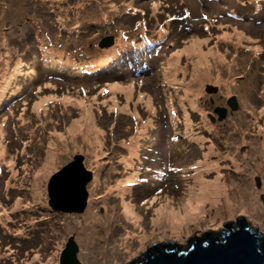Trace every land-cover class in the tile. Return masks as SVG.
<instances>
[{"label": "rangeland", "instance_id": "1", "mask_svg": "<svg viewBox=\"0 0 264 264\" xmlns=\"http://www.w3.org/2000/svg\"><path fill=\"white\" fill-rule=\"evenodd\" d=\"M130 1L0 0V74L3 67L11 71L20 57L27 62L23 63V73L28 72L30 66L34 71V60L27 61L26 58L30 60V52H38V59H44L43 52L34 46L40 42L47 45L50 42L49 46H56L57 51L61 49L63 54L77 50L64 56L65 64L83 65L89 60V55L78 48L102 45L114 37V45L105 51L124 41L131 43L137 38L147 37V30L159 38L154 28L159 26V20L162 21L161 16L156 20H146L147 17L144 21L147 27L136 30L135 22L141 19L144 11L140 15L123 16L125 8L132 6ZM92 2L97 7L91 10L92 5L89 4ZM153 5L165 14L181 15L187 9L193 16L206 12L210 19H200L210 28L208 39H199L204 37L199 35L207 32L200 30L201 24L193 23L190 33H195L194 36L178 38L173 48L166 43L161 53H166L165 63H159L160 57L156 58L161 65L158 73L171 86L166 97L159 89L153 92L155 84L149 80L142 86L143 82H137V79L135 82L123 79L116 91L115 86H107L105 95L101 91L105 86L86 84L85 80L80 85L50 80L41 82L34 90H26L24 94H27L25 100L28 104H22V108L18 105L10 109L0 107V145L4 150V158L0 161V264H60V256L71 237L78 248V262L87 264L82 257L83 244L79 238L80 233L87 229L79 228L78 223L83 222L86 213L93 212L102 218L115 205L118 208L120 198L114 190L117 184L132 190L125 199L128 206L135 209L130 216L134 220L128 221L124 215H117L119 220L106 224L102 221L94 229L96 257L92 264H121L131 250L172 240L215 213L210 211L207 202L203 213L190 223L177 228L166 221L169 216L181 212L187 201L195 198L193 181L200 175L204 176L206 184L215 178L219 183L227 184L233 205L239 206V201H242L241 207L248 212L264 215L247 203L243 190L244 185L250 186L256 193L255 201L264 205V55L260 61L256 60L258 51L260 54L264 51V0H162ZM227 10L230 15L235 14L234 11L243 19L229 16ZM92 11L93 16L90 15ZM146 12L150 18L157 16L153 10L146 9ZM101 14L105 15L96 17ZM79 17L95 19L92 28L77 32L80 27L76 18ZM98 23L108 24L102 27L97 26ZM64 29H74L75 33ZM122 34L129 37L124 38ZM192 41H195L194 45ZM204 43L205 51L212 50L208 54L209 67L205 68V71L209 69V76L200 73L191 82L190 77L195 76L191 67L195 61L192 54ZM182 47L184 50L180 51ZM2 59L6 60L3 67ZM169 59L172 62L170 68L166 66ZM111 65L107 62L90 68L105 72ZM132 66L127 64L120 70L130 73L125 69ZM165 69L167 72L163 74ZM25 77L19 75L15 79L19 83ZM227 80L229 86L235 88L228 93ZM128 85L133 91L125 89ZM188 90H198L197 95L188 98ZM145 92L150 94L152 101L149 104L145 102L149 99ZM14 96L8 95L3 103L10 102ZM39 99L43 102L37 108ZM84 111L99 129L98 136L93 137L96 141H92L91 149L84 145L87 129L85 121L81 120L84 119ZM157 111L162 112L161 118L153 123L151 117ZM163 118L167 121L170 136L178 135L180 129L187 130L184 135L191 137L196 151L188 149L186 143L179 138L176 140L175 136V141L169 143L162 140L160 132L163 129L150 131V135L145 132L151 127L162 126ZM80 120L82 122L77 126ZM73 126L77 127L74 134L70 133ZM56 137H62L61 145H51ZM132 141H137L139 146L136 145L132 151L133 162L128 163L124 159ZM152 149L162 156L161 162L166 163L155 162V156L147 153ZM50 155L51 164L47 166ZM171 164L174 172L171 177L158 174V170L165 172L164 167ZM256 178L261 181L260 187H256ZM62 179H73L77 185L78 182H87L88 204L84 212L75 213L79 206V193L73 197L62 196L59 187ZM155 179L158 180L154 182ZM146 187L147 191L143 192ZM49 189L55 194L54 205L69 207L70 211L61 212L49 205ZM157 208L161 213L154 223L153 212ZM105 227L111 229L107 246L121 234L133 237V241H128L132 247L108 251L109 260L102 262L97 250L106 244ZM146 231V240H137Z\"/></svg>", "mask_w": 264, "mask_h": 264}, {"label": "bare ground", "instance_id": "2", "mask_svg": "<svg viewBox=\"0 0 264 264\" xmlns=\"http://www.w3.org/2000/svg\"><path fill=\"white\" fill-rule=\"evenodd\" d=\"M133 5V7L135 6V11L137 14H141V8L138 5V1L137 0H131L129 5ZM233 13L237 14L236 12L233 11ZM94 12H90V15L93 16ZM239 15V14H238ZM110 18V16H109ZM108 18V19H109ZM107 20V19H104ZM95 21L92 19H86V18H76V22H77V26L80 27L77 32L81 31V30H87L89 28H92V26L94 25L92 22ZM195 23L197 24H201V27H208V25H206L205 23H203L202 20L200 19H196ZM108 23L105 24H101L98 23L97 26H104ZM64 31L68 32V33H75L74 29H71L70 31H67L64 29ZM83 32V31H81ZM222 35L226 36V33H223ZM221 35V37L223 38V36ZM40 44H44L43 42H40ZM195 44V41H192V45ZM42 50V49H41ZM161 50V44L158 43H153V42H148L146 43L144 40H138L136 42V44L134 46H132L131 44L128 43H119L117 45V47L111 51H101V59L98 60L96 62V64H101L104 65L107 62H111L112 65L110 66V68H106L105 70H107V72H113L112 74L109 75L108 79H113V78H117L119 76H121L123 73L122 70H120L118 67H120V65H124L123 68H125V66L127 64H133L134 68H129V69H125L127 71H129L130 73H136L138 72L140 75H146L148 74L147 68L151 67V68H156L158 67V63H157V53ZM212 50H208L205 51L203 47H199L196 48L195 51L193 52L192 56L195 57V61L191 64L192 70L195 71V76L190 77L191 78V82H194V77H196L198 74L200 73H206L207 76H209L208 74V70L205 71L206 67H209L208 65V54L211 53ZM43 52V60L38 59V53L31 55L30 60L27 59V61H33V65L34 66V71L32 70L31 66L28 69H30L28 72L23 73V69L25 68V65L23 63H27L22 57H20L16 63L14 64V67L11 69V71H7L4 69V65L6 64L3 61L6 60H1L2 61V73L0 74V107L2 106H6L7 108L11 107L15 101L22 95V93L25 91V89L28 87V85L34 80L36 74H41L39 71L41 69H49L50 71H56V70H66L68 72H72V71H78L82 74L85 75H90L93 79H102L101 77L103 76H99V71L98 69L96 70H91L92 68V64L90 61H85V63L83 65H79L77 63H72V62H68L67 63L64 58L62 57L63 52H58L56 49L51 48V49H45L42 50ZM5 55V54H4ZM28 55V54H27ZM132 55V56H131ZM47 56L49 59H47ZM25 57V56H24ZM222 56L220 57V62H222ZM169 65L172 66V62L170 61L168 63ZM176 64V62H175ZM101 67V66H100ZM113 67H117V68H113ZM114 69V70H113ZM115 69H117L115 71ZM122 69V68H121ZM115 71V72H114ZM35 72V73H34ZM47 72H45L44 74H46ZM50 73V72H49ZM19 75H25L26 79H28L29 81H25L22 82V80L18 83L16 81L17 77ZM16 77V79H15ZM24 83V85H22ZM228 84V85H227ZM227 84H225L226 86V92H232V90H234L235 88L230 87V82L227 80ZM232 86V85H231ZM17 87V89L15 90L14 88ZM15 91V92H14ZM198 92V90L195 91H191L188 90L187 91V96L188 97H195L196 93ZM8 95L10 96H14L10 99V102L8 103H3V99L6 98ZM43 100H38L36 105L40 106L42 104ZM147 103L149 104V100L147 99ZM8 104V106H7ZM84 119H81L82 121H85L84 126L87 127L86 132L84 135L85 136V142L87 145V147L89 149H91V145L93 144V142L96 141V139H94L93 137L98 136V132L99 129L95 128V126L92 124L91 122V116H83ZM78 121L77 126L82 122V121ZM77 127L73 126V129H70V133L74 134L73 132L75 131ZM143 129V128H142ZM141 129V131H142ZM140 131V132H141ZM264 135V133H263ZM2 137V135L0 134V138ZM57 138V139H56ZM54 138L55 140H52L50 143L51 145H61L60 142V138L62 137H56ZM93 141V142H92ZM90 142V143H88ZM264 143V141H263ZM139 146L137 141H132V143L130 144V146L128 147L127 150V156L125 157L124 161L131 163L133 162V156H132V151L135 149V146ZM88 149V151H89ZM264 149V148H263ZM4 154V150L2 149L1 145H0V161L4 158L3 157ZM260 155L263 157V153H260ZM51 164V155L47 158L46 161V165H50ZM264 170V167L262 169V171ZM204 176L200 175L198 177L194 178L193 184H194V190L193 192H195V198L192 201H187L184 205H183V209L181 212H179L177 215L174 216H169V220L166 219V221L171 224L173 227H177L179 228L180 226H182L183 224L186 223H190L192 222L198 215H200L201 213H203L204 208L206 206V203L209 202L210 204V211L212 212H217L219 210H222L224 208H227L229 206H233V200L230 198L228 191H230L229 186L225 183H219L218 178H215V180L211 183L206 184V179L203 178ZM155 179L154 182H156ZM201 180V181H200ZM233 183V182H232ZM226 186V188L224 187ZM263 189H264V184H263ZM114 190H116L118 192L119 198H120V206L115 205V207L111 208V212H108L109 214L104 215V217L100 218L96 215V213L90 212V213H86L85 216H83V222H79L78 226L79 228L82 226V229H87L86 232L80 233V242L81 244H83V248H82V257L83 259L86 261L87 264H92L96 257V253H95V249H94V241L97 239L96 233L94 231L95 228H97V226H100L101 222H103V224H106L112 220H119V218H116L117 215L122 216L124 215V219L128 220V221H133L134 219L132 217H130L131 215H133V212L131 211H135V209L133 207L128 206V202L126 201L125 197L127 194H129V191L125 188H123L120 184H117L114 188ZM226 190V192H225ZM243 190L245 192L246 198H247V203L253 208V209H258L261 212H264V205H258V203L255 201L256 199V193L254 191H252L250 189V186H243ZM207 198L203 197L205 195H207ZM211 197V198H210ZM222 198L224 200H222ZM234 201L236 202V199L233 198ZM242 199V198H240ZM250 203H249V202ZM122 204V205H121ZM239 206L242 205V201H239ZM118 211H117V209ZM160 208V207H159ZM159 208H157L156 211L153 212L154 214V223L155 221L159 220V214L161 213V211L158 212ZM115 211V214H114ZM82 224H85L82 225ZM136 224V222H135ZM128 226H130L127 223ZM88 227V228H87ZM106 227H109L106 226ZM104 228L103 230L106 231V244L97 250V253L100 255V260L102 262L108 261L110 258V255L107 253L108 251L114 252L115 250L119 251L121 247H124L127 249V247H132L131 245H128V241H133V237L132 238H128L127 236L124 235H120V238H115L113 239V242L107 246V237L111 231V229L109 228ZM134 228L136 229V226H134ZM149 231V230H148ZM148 231L140 234V236L137 238V240L141 239V242H144L146 240L147 235H145ZM132 233H134L132 231ZM100 261V262H101ZM111 262H114L113 259H111Z\"/></svg>", "mask_w": 264, "mask_h": 264}, {"label": "water", "instance_id": "3", "mask_svg": "<svg viewBox=\"0 0 264 264\" xmlns=\"http://www.w3.org/2000/svg\"><path fill=\"white\" fill-rule=\"evenodd\" d=\"M111 45L110 39L102 46L107 48ZM255 182L256 187H260L259 178H256ZM80 183L77 185L73 179H62L59 185L60 193L64 197H73L79 193V206L75 213L84 212L87 206L88 197L85 190L87 182ZM52 191V189L48 191L51 199L49 205L61 212L70 211L69 207L61 208L54 205L55 194H52ZM240 217L245 220L238 222ZM170 246L176 247V250L170 251ZM149 248L153 249L154 253L151 254L149 251V254L144 256L143 264H264V215L252 214L241 206H229L207 216L172 240L147 244L131 250L121 264L138 262ZM77 252L78 248L71 237L60 256V264H81L77 260Z\"/></svg>", "mask_w": 264, "mask_h": 264}, {"label": "trees", "instance_id": "4", "mask_svg": "<svg viewBox=\"0 0 264 264\" xmlns=\"http://www.w3.org/2000/svg\"><path fill=\"white\" fill-rule=\"evenodd\" d=\"M88 1H89V0H88ZM124 1H126V0H124ZM89 5H92L91 10L97 7V5H96L94 2L90 3ZM88 13H89V12H88ZM96 17H97V18H102V17H103V14L100 15V16H96ZM112 24H113V23H112ZM104 26H105V25H104ZM104 26H102V27H104ZM199 36H204V37H200V38H199V39H202V40H203V39L206 40V39H208V37H209V35H205V34H204V35H199ZM199 36H198V37H199ZM202 40H200V41H202ZM184 47H186V46H184ZM184 47H182V48L180 49V51H181V50H184ZM200 47H203V48L206 47V46H205V43H204V44H201ZM205 50H206V48H205ZM100 59H101V58H100ZM178 133H181V130H179Z\"/></svg>", "mask_w": 264, "mask_h": 264}, {"label": "flooded vegetation", "instance_id": "5", "mask_svg": "<svg viewBox=\"0 0 264 264\" xmlns=\"http://www.w3.org/2000/svg\"><path fill=\"white\" fill-rule=\"evenodd\" d=\"M140 261H143V260H140Z\"/></svg>", "mask_w": 264, "mask_h": 264}]
</instances>
